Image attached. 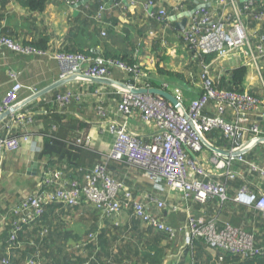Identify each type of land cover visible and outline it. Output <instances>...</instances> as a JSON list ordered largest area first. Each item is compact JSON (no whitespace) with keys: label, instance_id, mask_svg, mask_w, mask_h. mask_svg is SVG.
I'll return each mask as SVG.
<instances>
[{"label":"built area","instance_id":"built-area-1","mask_svg":"<svg viewBox=\"0 0 264 264\" xmlns=\"http://www.w3.org/2000/svg\"><path fill=\"white\" fill-rule=\"evenodd\" d=\"M63 1L72 5L77 3ZM108 1L96 12L94 19L97 22L103 20L111 6L119 5L115 0ZM130 1L135 5L138 2ZM183 1L195 3V6L182 31L176 32L177 39L192 60L206 56L213 58L209 63H202L198 77L199 93L188 105H185V97L179 88L170 92L179 103L178 108L159 96L129 92L130 89L152 88L143 82L146 75L140 71L139 64L131 66L106 58L96 47L87 55L50 53L0 35L1 53L47 56L59 63L61 74L57 82L71 79L72 83L59 86L60 91L53 95L54 101L51 102L62 109L85 102L91 94L96 100L95 115L103 121L102 125L106 124L101 128L114 136L110 149L100 158L103 163L87 171L81 182L66 175L64 166L59 170L45 171L48 176L42 177L39 188L12 208V214L18 217L20 224L36 221L43 214L45 205L77 206L84 198L98 212L111 215L117 221L123 211L131 210L132 216L144 226L166 234L168 239H175L178 231L183 247L198 240L210 249L245 259L264 255V244L256 237L257 232L256 235L228 223L221 224L216 218L207 219L202 211L194 209V204H204L208 200L218 203L231 200L260 212L264 218V130L257 121L264 118V0L258 7H254L253 0H180L172 8L174 14L187 11ZM146 8L148 18H155L156 12L157 20L167 21L168 13L159 0H146ZM171 17L174 16L171 14ZM101 37H106L104 31ZM225 59L235 60L233 68L247 69V81H256L260 87L258 94L247 90L236 93L218 87L224 72L217 64ZM111 70L123 74L122 80L125 81L117 82L125 86L118 93L120 103L115 105V115L119 116L112 114L114 111L105 104L101 88H89L94 83L90 80H109ZM7 77L10 87L0 99V116L10 113L0 121V157L18 152L23 145L39 152L40 146L35 147L34 139L37 136L36 113L23 110L34 100L22 106L19 94L23 86L19 82V73L8 70ZM167 87V83H162V90ZM135 114L144 127L156 128L148 141L130 133L127 128ZM210 134H214L211 139L207 138ZM219 141H223L222 146L216 145ZM76 143L92 146L88 136L79 138ZM256 148L263 152L260 157L254 153ZM109 162L137 170L140 182L146 183L148 190L130 189L122 181L115 180L108 170ZM2 175L0 164V178ZM219 177L229 181L241 178L245 184L230 199ZM166 193H172L174 200ZM161 212L166 213L159 215ZM178 213H182L183 218L179 229L175 230L169 224V217ZM5 225L0 222V229ZM19 230L16 223L11 226L9 244L14 242ZM2 264H10V259H3ZM28 264L38 263L31 260Z\"/></svg>","mask_w":264,"mask_h":264},{"label":"crops","instance_id":"crops-1","mask_svg":"<svg viewBox=\"0 0 264 264\" xmlns=\"http://www.w3.org/2000/svg\"><path fill=\"white\" fill-rule=\"evenodd\" d=\"M79 0H77L78 2ZM127 0H121V4L118 6H111L110 9L106 13V22L108 26L111 28L108 30V26L105 28L106 37H100V28L96 27L93 23L88 24L83 29L71 30V25L79 24L81 20H85L88 18L87 15L83 14L82 10H88L90 5L94 4V0H89V4L86 6L78 7L77 14L74 13L72 9V3H66L63 0H46L45 9L42 12L31 11L27 6V0H0V33L4 35H8L13 37L14 39L19 40L21 43H32L37 46H45L49 50H67L71 49H79V48H87L88 46H94V40L92 39V35H96V46L101 52L110 51L112 55H123L127 53V46L125 44L126 38L124 37V32L128 31V39H134L136 34L140 29H144L143 36H139V44H145L142 52H138L137 60H139L138 64L140 68L144 70L143 72L150 74L157 73L155 65L158 62V58L162 59L161 66L165 71L171 72L173 74L180 75L182 74L185 79L190 80L191 88L194 90L192 94L189 95L190 92L183 93L186 101L191 97L196 91H199L200 84L198 83L197 77L193 78V70L189 68L191 63L189 62V56L186 51L184 45L177 39L176 32H179L176 24L182 21V17L177 18L174 22L165 23V29L156 23H150L146 20L145 16L148 14V10L146 8V0H137V4L131 8L126 6ZM177 1L180 0H159L160 4L166 10H172V8L176 5ZM204 0H200L202 2ZM254 2H261L262 0H253ZM187 7V11L180 12L177 14H172V16H181L182 13H189L192 9H188L192 6V3L188 1H183ZM119 3V2H118ZM76 4V3H75ZM74 4V5H75ZM108 15V16H107ZM78 19L77 24L73 22V19ZM115 22V24H111V20ZM80 21V22H79ZM253 28V25L250 24ZM95 27V28H93ZM149 30V31H147ZM69 31L71 34H69ZM108 31V33H107ZM138 35V34H137ZM108 36V38H107ZM159 44L156 46L155 51H153V47L151 44L152 38L158 37ZM107 38V39H106ZM150 41V43H149ZM8 70H14L19 73V82L23 86V90L19 94L20 101H25L28 98L34 96L35 93H40L41 91L49 88L53 84H55L59 78L61 73V66L54 60H51L47 56H20L14 54L12 52H0V99L5 95L10 87V82L7 77ZM193 74V75H192ZM154 81H158L161 79V83L168 82L170 86H175L179 88L178 83L181 80L178 79V82L173 80L172 78L168 79L166 75H157L152 74L150 76ZM124 79L123 74L120 72H113L110 75L108 84H100L101 90L105 95V104L110 106L111 111H114L112 114H116L115 105L118 102L117 98L114 96H119L120 87L115 85L114 82H118L117 80ZM194 80H197L194 82ZM186 82V81H185ZM185 82H182L181 85L187 86ZM72 82H68L61 87H65ZM246 89L253 88L257 85L256 81L249 80L245 82ZM98 84V83H93ZM104 86H108L111 92H108ZM175 86V87H176ZM173 89L171 87H168ZM58 89V88H57ZM181 89V88H179ZM56 90V89H54ZM52 90V91H54ZM123 90V89H122ZM47 92L43 95L38 96L36 102H40L44 100L46 97H50L49 94L51 92ZM198 94V93H197ZM195 94L193 97H195ZM93 96L90 94L85 98V102L82 104H71L69 108L65 111H58L60 114L64 113L63 116L71 117L70 119H77L82 122L84 125H87V129L83 130L81 133V137H90L92 142V152L100 159L101 156L108 152L111 145L113 144L114 137L112 134L103 130L101 126L106 127V125H102V120L99 119L94 112V106L96 104V100H93ZM185 105H188L185 102ZM53 110L54 109H50ZM45 112V111H43ZM119 116V115H115ZM117 121V119H112ZM258 124L264 130V118L257 119ZM130 133L137 134L143 140L148 141L149 138L156 132V128L151 126V128L144 127L140 122L139 116L135 114L127 126ZM79 129V130H80ZM80 137V138H81ZM214 137V134L208 135V138L211 139ZM41 135H37L34 137L35 139V147H41ZM221 141H219L220 143ZM256 154L260 157L263 152L261 149L256 150ZM38 152L34 150L33 147L23 145L18 152L0 157V164L2 165L3 175L2 178L6 181L5 184L0 182L1 189L0 194H4L5 198V206L0 209V222L6 223L9 226H13L15 223L19 228H21L22 224L18 221V217H14L12 215V208L16 206L24 197L32 194L35 190L39 188V185L42 181V177L45 178L48 175H45V171L50 172L53 170H59L62 166H49L45 165L44 162H39L37 160ZM36 165V168L32 170L33 165ZM66 168V166H64ZM237 168V167H236ZM109 171L115 180L122 181L123 184L130 189H137L141 191H147V184H141L139 180V172L134 170L125 164H121L120 166L111 165L109 166ZM66 175H70L68 168L65 169ZM11 176H15L16 179L13 183V188L10 187L7 182ZM264 190V188H263ZM167 197L171 200H174V195L172 193H166ZM233 196V195H232ZM232 199V197H229ZM1 201V198H0ZM15 203V204H14ZM13 204V205H12ZM238 206V205H237ZM242 207V206H241ZM203 210H206L203 208ZM67 213L59 214L61 220L67 224V228L72 230L75 233L80 231H85L86 226L81 224L78 221V217L81 216V213L74 209L66 211ZM228 215L219 216L218 214H214L219 220L223 222H227L231 226H236V228L241 227L245 230L257 232L258 238L261 244H264V221L263 216L258 212L260 216V220L262 221L260 226L242 218L239 212L233 213L231 211L227 212ZM83 214V213H82ZM120 216V220L122 218ZM83 216H86L83 214ZM8 220L6 221V219ZM183 218L182 213L175 214L169 223H171L175 230H178L181 224V220ZM262 218V219H261ZM6 221V222H2ZM5 229H0V255H2L4 243L3 238H6V235H2ZM57 234H60L59 231ZM9 236V232H7ZM18 235V234H17ZM19 236V235H18ZM70 235L68 236V240L64 246V249L69 245ZM8 239V238H7ZM93 239V236L90 237ZM172 246L178 248L179 253L177 255L167 256V259L162 264H173L172 262L177 258V260L181 257H185V262H189L191 260V253H186V248H183L182 237L181 234L177 231L176 239L171 243ZM74 245V244H73ZM74 248L78 247V250L82 248V243L73 246ZM78 254H84L82 250L78 252ZM144 253L141 257L134 258L138 264H147L144 262L142 257H144ZM2 257V256H1ZM0 257V258H1ZM32 257L27 254L26 257L23 256V260L29 261ZM143 260V261H142ZM73 259L67 256L59 257L58 260L54 259L55 264H70ZM102 261V260H101ZM103 263V261H102ZM129 264H131L128 261ZM177 263V262H176ZM175 263V264H176ZM251 261H248L247 264H250ZM17 264H26L22 262V260H18ZM95 264H100L98 261ZM132 264H136L133 263Z\"/></svg>","mask_w":264,"mask_h":264},{"label":"trees","instance_id":"trees-1","mask_svg":"<svg viewBox=\"0 0 264 264\" xmlns=\"http://www.w3.org/2000/svg\"><path fill=\"white\" fill-rule=\"evenodd\" d=\"M77 1V0H72ZM108 0H94V4L90 5L88 10H82L83 14L87 15L88 18L85 20H81L80 25L77 24V20H80V17L73 19V22L77 24L71 25V30L83 29L88 24H94L96 27L100 28V37L101 33L108 26L106 22V14L103 16V20L101 22H97L94 17L96 12L98 11L101 4L106 3ZM109 2V1H108ZM116 3L119 2L121 4V0H115ZM46 0H27L26 6L35 12H42L46 6ZM191 3V2H190ZM89 4V3H88ZM87 4V5H88ZM109 5V4H108ZM113 5V4H112ZM260 2H254V7H258ZM195 6V3H192V6L188 9H192ZM187 8V7H186ZM168 15L174 14L173 10H166ZM108 16V15H107ZM146 20L150 23H156L162 26L165 29V23L169 21H159L158 15L155 12V18L150 19L145 16ZM111 24H115L112 19L110 20ZM171 22V21H170ZM95 28V27H93ZM111 26H108V30ZM69 31V34L71 32ZM149 31V30H147ZM106 33V32H105ZM108 33V31H107ZM144 29H140L138 31V35L134 37V39L130 42L128 37V31L124 32V37L126 38L125 43L127 44V53L123 55H112L110 51H105L102 55L106 58H112L115 60H119L124 62L127 65L135 66L138 65L139 60H137L138 52L143 53V49L145 44H139V36H143ZM148 33V32H147ZM144 33V34H147ZM1 36L12 38L14 41L21 43L19 40L14 39L11 36L1 34ZM96 35H92V39L94 40V46H96ZM103 38V37H101ZM105 38V37H104ZM158 37L152 38L151 44L153 47V51H155L156 46L159 44ZM149 41V43H150ZM24 46L31 47L40 51H48L50 53L54 52H65V53H73V54H89V50L95 48L94 46H88L87 48H79V49H71L67 50H49L45 46H37L32 43H21ZM189 62L193 70V78L198 77L201 70L202 63H209L212 56H206L204 58H197L195 60L191 59L190 54ZM158 58V62L155 65L157 73L147 74L143 82L157 89H162L161 79L158 81L151 80L150 77L152 74L157 75H166L168 79L172 78L176 82L178 79L181 80L178 83V87L182 93L192 92L194 91L191 87L190 80L185 79L182 74L177 75L171 72L165 71L161 66L160 57ZM140 67V66H139ZM140 71H144L140 68ZM112 73L115 72L111 70ZM111 73V74H112ZM192 74V75H193ZM197 80H194L196 82ZM119 82L124 83V80H117ZM186 81V82H185ZM247 81V69L245 67H235L230 70L224 72V75L218 81V87L222 90L232 91L236 93H243L247 90L248 93L258 94L260 87L255 85L253 88L245 87ZM133 83V81H130ZM182 82H185L187 86L181 85ZM168 87L165 89L171 93L174 92L175 86H170L168 82ZM199 83V80H198ZM102 85L100 84H90L89 88L99 89ZM103 87V86H102ZM106 89L108 86H104ZM60 89H56L51 92L50 97H46L44 100L40 102H33L24 106L23 110H33L36 113L35 116V134L41 135V147L38 152L37 160L39 162H44L45 165L49 166H66L68 171L70 172V176H73L79 182L83 180L84 174L91 170L96 164L103 163L102 159H99L91 150V147H84L82 144H77L76 140H79L77 137L76 131L77 129H87V125H84L82 122L77 119H70L71 117L63 116L64 113L60 114L58 111H65L71 105L65 108H59L56 104L51 102L54 101L53 95H55ZM108 92H111L110 89H107ZM199 93L196 91L189 99H185V102H189L192 100L195 94ZM117 98V104L120 103L121 96H114ZM105 99V95H104ZM82 104V103H81ZM50 109H54L50 110ZM58 109V111L56 110ZM45 111V112H43ZM113 112V111H112ZM106 125V124H105ZM89 128V127H88ZM80 129V132L83 130ZM6 134L5 132L3 133ZM77 137V138H76ZM114 137V136H113ZM208 138V136H207ZM114 142V141H113ZM222 142L216 143L217 146H222ZM255 149L254 153H256ZM11 155V154H7ZM6 156V155H5ZM111 165L120 166L121 163L109 162L108 168ZM109 170V169H108ZM110 172V171H109ZM111 174V172H110ZM112 176V175H111ZM2 178V176H1ZM0 178V180H1ZM226 187L227 195L229 197H233L234 193L237 189H239L242 185L245 184V180L241 178H236L232 181L226 180L224 177L218 178ZM248 181V180H247ZM142 185L145 183H141ZM148 190V185H147ZM252 191H254L253 187H250ZM233 195V196H232ZM235 204L231 200L226 201L225 203H218L216 200H208L204 204H194L195 211L200 210L203 212L204 217L207 219L216 218L219 223H227L219 220L214 214H218L219 216L228 215V211L233 213L239 212L243 219L249 220L253 223L259 222L257 225L260 226L261 220L258 215V211L241 207V205ZM205 208L206 210H203ZM78 210L81 213V216L78 217V221L86 226L85 231H80L78 233L73 232L72 230L67 228V224H65L59 214L67 213L69 210ZM86 216H83V214ZM166 212H161L159 215H164ZM122 214H126V217L123 221L114 220L108 215L105 216L94 209L90 204L86 203L84 198L81 200L80 204L77 206H65L62 204H48L44 206L43 214L34 222L30 224L22 225L20 230L16 233V238L12 244H9L8 239L9 236L7 232L11 229V226L6 224L3 228L5 229L2 235H6V238H3V252L0 255V264H2V260L5 258L10 259V264H17L18 260H22V262L28 264L29 261H35L38 264H55L54 259L58 260L59 257L67 256L72 258L73 261L70 264H95L97 261L100 264H129L128 261L132 264L138 262L135 261L134 258L141 257L144 253V257L142 259L147 264H162L167 256H173L171 254L172 242L175 239H168L166 234L156 231L151 227L144 226L140 220L134 218L132 216L131 210L126 211ZM261 214V213H260ZM14 216V214H12ZM172 216L169 217L171 220ZM262 219V218H261ZM264 221V218L262 219ZM173 226L171 223H169ZM236 227V226H235ZM241 230L252 232L257 235L254 231L245 230L241 227H238ZM59 231L60 234H57ZM19 236H18V235ZM70 235V241L66 250L64 246L68 240V236ZM93 236V239L90 237ZM258 238V236H256ZM82 243V250L84 254H78L80 250L74 248L73 246ZM74 244V245H73ZM9 247V249H8ZM186 248V253H191L192 257L189 262H185V257H181L175 260L172 263L176 264H247L248 261H251L250 264H264V255L255 256L253 258H241L239 256H233L229 253L213 250L204 245L201 241H194L193 245ZM30 255L32 258L26 262L23 260V256L26 257ZM103 263H102V261ZM142 260V261H143Z\"/></svg>","mask_w":264,"mask_h":264},{"label":"water","instance_id":"water-1","mask_svg":"<svg viewBox=\"0 0 264 264\" xmlns=\"http://www.w3.org/2000/svg\"><path fill=\"white\" fill-rule=\"evenodd\" d=\"M244 1H249V0H244ZM89 3V0H80L79 2H77L75 5H72V9L74 10V13L77 14L78 10L77 7H81V6H86ZM192 14V12L190 13H184L181 16H183L184 18L182 19V21L180 23L176 24V27L178 29V31H182V29L184 28L186 22H187V18ZM176 19V17H171L169 18V20L172 22ZM71 79H68L67 81L64 82H56L55 84H53L52 86H50L49 88H46L45 90L41 91L40 93H36L34 96L28 98L27 100L22 102V106L26 105L28 102L36 99L38 96L43 95L47 92H50L54 89H57L59 86L69 82ZM91 82L94 83H100V84H108L110 85V81L109 80H90ZM115 85H117L120 88L125 89L122 84L114 82ZM130 93L132 94H140V95H145V94H149V95H155V96H159L161 98H163L164 100H166L169 104H171L173 107L178 108L179 107V103L177 102V100L175 99V97L170 94V92L162 90V89H157V88H138V89H130L129 90ZM10 112H6L4 115L0 116V121L3 120L6 116H8ZM36 168V165L34 164L32 167V170H34Z\"/></svg>","mask_w":264,"mask_h":264},{"label":"rangeland","instance_id":"rangeland-1","mask_svg":"<svg viewBox=\"0 0 264 264\" xmlns=\"http://www.w3.org/2000/svg\"><path fill=\"white\" fill-rule=\"evenodd\" d=\"M126 2V1H125ZM126 4L127 5H129V8H131V7H133V6H135V4H133V3H131V1L130 0H127V2H126ZM77 9H78V7H77ZM182 14H184V13H182ZM182 14H180V15H182ZM169 17H170V15H167V18L165 19V20H169ZM174 17H176V18H180V17H182V18H184L183 16H174ZM107 38H108V36H107ZM106 38V39H107ZM133 39H130L129 41L131 42ZM126 44V43H125ZM126 46H127V44H126ZM97 48V47H96ZM235 66V60L234 59H231V60H229V59H225V60H222V61H219L218 62V64H217V67L220 69V70H222L223 72H225V71H227L228 69H231V68H233ZM142 68V67H141ZM61 74V73H60ZM198 75H199V73H197ZM60 79V75H59V78H58V80ZM60 81V80H59ZM119 82V81H118ZM121 83V82H120ZM120 91H122V89H120ZM78 133V134H77ZM79 133H81L80 132V130H78L77 129V131H76V134H77V137H81V135L82 134H79ZM76 137V138H77ZM14 177L15 176H11V178H9L8 179V183H9V185H10V187L11 188H13V185H14V181L16 180V179H14ZM0 182H3V184H5V180H4V178L3 179H1L0 180ZM0 189H1V185H0ZM3 195L4 194H0V198H1V201H0V209H2V208H4L5 206H7V205H5V203H6V201H5V198L3 197ZM15 204V203H14ZM13 205V204H12ZM125 217H126V214H123L122 215V218H121V221H123L124 219H125ZM179 253V251H178V248L175 246V244H173V246H172V249H171V254L172 255H177ZM175 259V258H174Z\"/></svg>","mask_w":264,"mask_h":264}]
</instances>
